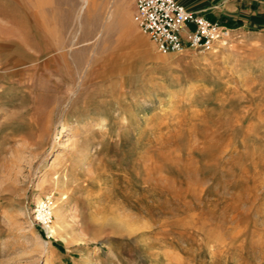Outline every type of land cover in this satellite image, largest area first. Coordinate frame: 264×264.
Returning a JSON list of instances; mask_svg holds the SVG:
<instances>
[{
    "label": "rangeland",
    "instance_id": "374dc122",
    "mask_svg": "<svg viewBox=\"0 0 264 264\" xmlns=\"http://www.w3.org/2000/svg\"><path fill=\"white\" fill-rule=\"evenodd\" d=\"M133 11L0 0V264H264V27L163 54Z\"/></svg>",
    "mask_w": 264,
    "mask_h": 264
},
{
    "label": "built area",
    "instance_id": "2783aa9c",
    "mask_svg": "<svg viewBox=\"0 0 264 264\" xmlns=\"http://www.w3.org/2000/svg\"><path fill=\"white\" fill-rule=\"evenodd\" d=\"M133 19L163 54L186 48L209 49L231 30L177 0H134ZM42 202V217L48 220L52 201L47 198Z\"/></svg>",
    "mask_w": 264,
    "mask_h": 264
},
{
    "label": "crops",
    "instance_id": "0c3cea01",
    "mask_svg": "<svg viewBox=\"0 0 264 264\" xmlns=\"http://www.w3.org/2000/svg\"><path fill=\"white\" fill-rule=\"evenodd\" d=\"M210 20L264 27V0H177ZM229 28L230 25L228 26ZM232 29V28H231Z\"/></svg>",
    "mask_w": 264,
    "mask_h": 264
},
{
    "label": "bare ground",
    "instance_id": "6f19581e",
    "mask_svg": "<svg viewBox=\"0 0 264 264\" xmlns=\"http://www.w3.org/2000/svg\"><path fill=\"white\" fill-rule=\"evenodd\" d=\"M223 42H226V41H223ZM63 131H65L64 126H62V128H61V132H60V133H62ZM38 204H39V206L42 205V204H43L42 200H41ZM44 214H46V213H44ZM44 214H43V215H44ZM52 231H53V230H52Z\"/></svg>",
    "mask_w": 264,
    "mask_h": 264
}]
</instances>
